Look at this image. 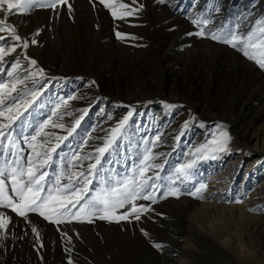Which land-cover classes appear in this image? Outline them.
<instances>
[{"label":"rangeland","instance_id":"rangeland-1","mask_svg":"<svg viewBox=\"0 0 264 264\" xmlns=\"http://www.w3.org/2000/svg\"><path fill=\"white\" fill-rule=\"evenodd\" d=\"M69 2L71 14L66 6L56 12L36 6L9 17L21 37L37 43L17 47L0 61V84L5 85L0 89V171L26 172L31 159L34 171L40 167L48 173L45 188L55 186L57 178L63 187L69 177L73 188H82L86 181L78 174L83 172L91 181L85 199L150 176L156 188L149 191L157 202L137 200L154 209L139 221L93 216L91 223L59 225L38 213H29V224L0 207L10 217L7 233L0 237V264H67L69 258L73 264H172L187 256L228 264V249L214 255L190 232L202 222L194 210L209 189L204 177L210 170L218 186L222 178H232L229 191H217L220 203L236 205L251 192L257 196L248 213L259 218L242 222L237 213L232 225L227 222L231 232L251 222L250 229L260 227L264 238V192H255L264 184V69L237 50L241 41L237 48L222 42L254 32L256 48L248 50L264 59V0H137L135 5L117 0L132 8L143 5L124 19H114L99 0ZM201 28L205 34L195 35ZM117 31L127 35L118 39ZM213 34L220 39H212ZM15 43L0 41V47ZM129 111L132 115L120 126ZM221 132L229 139L224 156L215 162L209 157L219 151ZM106 143L101 154L98 149ZM145 155L151 158L145 161ZM90 164H96L91 175ZM187 164H192L189 175H180L177 170ZM6 183L11 194V181ZM201 184L206 188L193 196ZM170 188L178 190V198H161ZM190 237L200 247L197 254L189 251Z\"/></svg>","mask_w":264,"mask_h":264},{"label":"snow or ice","instance_id":"snow-or-ice-1","mask_svg":"<svg viewBox=\"0 0 264 264\" xmlns=\"http://www.w3.org/2000/svg\"><path fill=\"white\" fill-rule=\"evenodd\" d=\"M158 2L163 3L164 0H158ZM99 3L105 8L111 10V15L114 19H124L127 16H132L143 8V5H138V7L132 8L126 3H117V0H99ZM136 3L137 0H132V4L135 5ZM36 6L49 8L54 12L59 8L66 6L69 13L71 14L72 12V6L69 0H0V14H2V16H0V41L11 39L17 42L7 49L0 47V61L3 60L4 56L16 52L17 47L27 49L30 43H37L35 39H32L29 42V40L21 37L18 33L17 27L9 22V17L14 12H27ZM118 9L123 11L118 12ZM193 23L196 24L197 21L194 20ZM204 23L206 24L207 21ZM261 31L264 32V29H261ZM204 34L203 28L195 33V35L198 36H203ZM35 35H39V31H37ZM126 35L127 34H122L119 31L116 32L118 39H124ZM188 35H193V33H189ZM254 36V32H249L246 38L232 36L231 39H224L222 42L231 44L232 47L237 48L236 41H241L242 47L237 48V50L242 51L243 55L248 59H254L259 67L264 69V59H256V56L248 50L250 47L253 49L256 48V44L252 43ZM211 38L216 40L220 39V37L215 34H213ZM133 39H135V37H133ZM260 43L262 45L261 55L264 56V40H261ZM24 55L31 65H37L35 59L27 57L26 53ZM16 66V64L12 65L13 68ZM37 72L43 74V69L38 68ZM12 74L11 71L7 72L8 76H12ZM32 75H36V73H32ZM4 87L5 85L0 84V89ZM12 90H15V85L12 86ZM166 107L174 106L166 105ZM0 115H3V113H0ZM131 115L132 111H129L128 116L120 122V126H123ZM2 128L3 126L0 125V129ZM3 135V131L0 130V136ZM221 137L222 140L219 145V150L223 151L226 148L229 138L226 132H221ZM33 140H35V137H33ZM107 147L108 144L106 143L105 146L99 148L98 151L103 154ZM39 155L40 154L37 153V157H39ZM150 158L149 155H145L144 160L147 161ZM84 159H88V157H84ZM99 163L100 160L97 158L96 164ZM31 164L32 161L29 159L30 166L26 172L24 169H12L7 175H5L4 171H0V207L11 209L12 212L23 217L26 223H31L29 220V213H38L39 216L44 218V220L59 225L65 222L71 223L73 220L79 222L87 220V222L91 223L93 216H98L100 220H106L109 222L115 221L117 223L120 221H130L131 219L139 221L142 215L154 211L150 204H137V200L141 199L151 201V203L157 202L153 192L149 191V189L156 188L154 183H150L152 180V177L150 176L140 180L139 183L132 180L131 182L125 183L121 189H111L110 192L100 193L89 199H85L84 194L89 191L87 184L91 183V181H87L85 173L81 172L78 174L80 177H83L84 181H86L82 188H73L71 177H69L68 184L63 185V187L59 186L60 179L57 178L55 186L45 188L48 173L46 171H40V167H37L34 171ZM96 164L88 165L89 175L92 174ZM191 167L192 164L182 165L177 171L180 175L188 176V169ZM140 175L142 177L145 176L144 169H141ZM22 177H26V179H22ZM6 180L11 181V194H9ZM204 188H206V185L201 184L200 188L196 189V191L191 194L193 196H198ZM77 193H80V195H77ZM160 195L161 198H166L168 196H177L178 198V190L170 188V190L163 192ZM81 201H84V203H81ZM236 202L239 203L242 201L236 200ZM77 205H79L78 208ZM73 209H76V211H73ZM118 209H125V211L117 215ZM250 211H252V209H250ZM66 217L67 220H65ZM9 224L10 217L4 212H0V237L7 233ZM141 231L146 237L148 236L146 231L143 229H141ZM31 232L36 235L37 239H39V232L35 226L31 228ZM62 236L66 237L68 241L71 242L72 237L68 236L66 232H62ZM40 247H43L42 243L40 244ZM153 247L159 249L161 248V245L154 243ZM66 251H71V249H66ZM67 264H73L71 258L68 259Z\"/></svg>","mask_w":264,"mask_h":264},{"label":"bare ground","instance_id":"bare-ground-1","mask_svg":"<svg viewBox=\"0 0 264 264\" xmlns=\"http://www.w3.org/2000/svg\"><path fill=\"white\" fill-rule=\"evenodd\" d=\"M226 149L227 147L225 148V150ZM224 153L225 152L219 150L217 154L213 153L214 155L210 156L209 159H214L215 162L216 161L218 162V159L219 158L222 159ZM263 155L264 154H261L260 160L263 159ZM235 162L236 160L233 162V164ZM229 166L230 168H232L235 167L236 164ZM236 168L237 170H239L238 167ZM249 168L250 170L252 169L254 170V172H256L257 167L250 165ZM225 172L227 173L228 171ZM248 173L249 170L246 172V175ZM204 179L207 181V183L210 186L209 189L206 191L205 195H203L204 197L202 202L194 210L196 215L199 216V218H201L202 222L195 223L191 227L192 229L190 234L193 233L196 234V238L198 239V241L202 244L206 243L208 248H210V250L214 252V255L218 254L217 252L221 250L223 252L226 249H228L226 252L230 256V261H228V264H264V238L261 237V232H259L260 227L253 228V230H251L250 227H252L253 224L249 222L244 228L242 227L243 229H239V228L237 229V227L239 226L238 225L234 233L231 232L230 228L228 227L229 225L227 223V222L231 223V219L234 218V216H236L237 213H239V217L241 218V221L243 220L244 222H246V220L249 221L257 220L259 216L253 214L251 215L250 213H248L249 211L248 207L254 206L255 200L258 201L257 196L251 197L252 196V192H251V194L248 195L247 199L244 200V197L241 198L240 200L242 202H240L239 204L236 203L235 205L231 203L232 204L231 205L230 201H228L227 204H223L220 203V201H218L219 196H217L218 193L217 191L219 190L220 187H222V189H227L229 191L232 186L231 184L232 178L231 177L224 179L222 178V181L220 182L221 186L220 185L218 186L217 176L212 175V173L209 170L206 176L204 177ZM244 179H246V176L244 177ZM260 187L261 189L259 188L255 189V192L258 195H260L261 192L262 193L264 192V184ZM212 195H215V197L211 198ZM225 199L230 200V197L226 196ZM235 220L236 219H234V221ZM242 226L244 225L242 224ZM209 236L213 237L214 240L212 238L210 239ZM188 245L190 246L189 247L190 252H192L193 254L198 253L196 249L200 247H197L193 243L191 244V237H190V242H188ZM187 259H186L187 261L177 260L174 261L172 264H213V261L210 262L205 261L202 263L197 260H192L190 256H187ZM214 264H218V263L214 262ZM224 264H227V262L226 263L224 262Z\"/></svg>","mask_w":264,"mask_h":264}]
</instances>
